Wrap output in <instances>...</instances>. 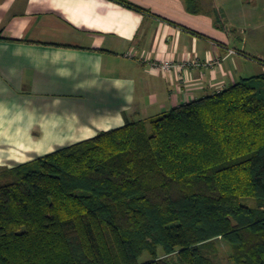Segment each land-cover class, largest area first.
<instances>
[{
	"label": "trees",
	"instance_id": "trees-1",
	"mask_svg": "<svg viewBox=\"0 0 264 264\" xmlns=\"http://www.w3.org/2000/svg\"><path fill=\"white\" fill-rule=\"evenodd\" d=\"M262 84L0 168V264H264Z\"/></svg>",
	"mask_w": 264,
	"mask_h": 264
},
{
	"label": "crops",
	"instance_id": "crops-1",
	"mask_svg": "<svg viewBox=\"0 0 264 264\" xmlns=\"http://www.w3.org/2000/svg\"><path fill=\"white\" fill-rule=\"evenodd\" d=\"M128 1L0 0V168L264 73V0Z\"/></svg>",
	"mask_w": 264,
	"mask_h": 264
},
{
	"label": "rangeland",
	"instance_id": "rangeland-1",
	"mask_svg": "<svg viewBox=\"0 0 264 264\" xmlns=\"http://www.w3.org/2000/svg\"><path fill=\"white\" fill-rule=\"evenodd\" d=\"M254 54L255 57L262 59V61H264V56H261L259 52L254 51L251 52ZM263 91H264V84H262L261 86H259ZM246 203L249 204H253L255 203V199L254 198H245L243 199ZM218 246L220 248V258L227 262V254H230L228 251V245L223 241V240H219L218 241ZM149 258V254L148 253H144L143 257L141 258V261H144L145 259Z\"/></svg>",
	"mask_w": 264,
	"mask_h": 264
},
{
	"label": "built area",
	"instance_id": "built-area-1",
	"mask_svg": "<svg viewBox=\"0 0 264 264\" xmlns=\"http://www.w3.org/2000/svg\"><path fill=\"white\" fill-rule=\"evenodd\" d=\"M189 64H190L189 62H183V63L178 64V65L180 67H186ZM152 65H153V67L159 68V69L166 71V72H170L174 67L178 66L172 60H168V59L165 61L153 62Z\"/></svg>",
	"mask_w": 264,
	"mask_h": 264
}]
</instances>
